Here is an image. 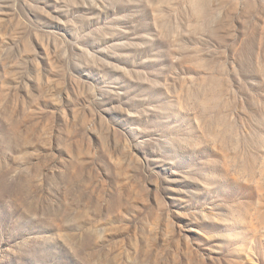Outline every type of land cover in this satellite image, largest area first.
I'll return each mask as SVG.
<instances>
[{"label":"rangeland","instance_id":"rangeland-1","mask_svg":"<svg viewBox=\"0 0 264 264\" xmlns=\"http://www.w3.org/2000/svg\"><path fill=\"white\" fill-rule=\"evenodd\" d=\"M0 264H264V0H0Z\"/></svg>","mask_w":264,"mask_h":264}]
</instances>
